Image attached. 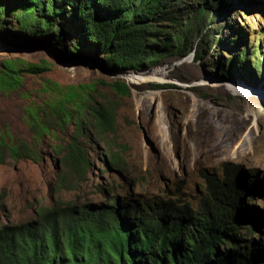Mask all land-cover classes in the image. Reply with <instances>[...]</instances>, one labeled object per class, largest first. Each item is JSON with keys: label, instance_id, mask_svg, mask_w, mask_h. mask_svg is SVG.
I'll return each mask as SVG.
<instances>
[{"label": "rangeland", "instance_id": "374dc122", "mask_svg": "<svg viewBox=\"0 0 264 264\" xmlns=\"http://www.w3.org/2000/svg\"><path fill=\"white\" fill-rule=\"evenodd\" d=\"M7 15L15 26L13 16ZM226 20L229 26H223ZM207 27L213 36L204 43L201 59L192 52L181 58L167 56L127 72L104 69L100 58L84 51L70 52L75 34L65 37L62 45L37 36L28 42L0 28V68L3 63L13 69L6 59L47 65L36 73L22 65L19 85L0 86V136L9 145L26 143L33 154L14 158L2 147L0 222H26L45 207L67 202L104 203L111 194L121 203L124 197H158L195 208L206 195L204 173L222 177L234 170V181L252 192L241 194L237 213L247 221H239L235 238L240 244L249 241L251 228L256 239H264V0H223L220 15ZM244 31L250 40L261 38L263 62L258 71L243 57L234 60L245 49ZM230 58L226 75L221 68L229 67L224 61ZM131 74L139 77L130 79ZM114 81L126 83L128 93L115 91L110 86ZM156 83L161 86L152 85ZM68 89L81 90L90 106L112 109L113 129L99 130L91 110L84 112L86 121L80 127L72 121L60 125L47 115V129L37 116L41 111L29 113ZM36 123L44 131L39 135L34 133ZM71 138L89 162L86 174L79 177L63 163ZM224 245H218L220 251Z\"/></svg>", "mask_w": 264, "mask_h": 264}, {"label": "trees", "instance_id": "16d2710c", "mask_svg": "<svg viewBox=\"0 0 264 264\" xmlns=\"http://www.w3.org/2000/svg\"><path fill=\"white\" fill-rule=\"evenodd\" d=\"M222 3L223 0H0V28L4 34L23 35L21 38L27 37L28 42L37 36L62 45L65 37L75 34L77 37H71L68 46L70 52L84 51L100 58L104 69L127 72L145 64L155 65L167 56L181 58L192 52L194 58L201 59L204 43H210L213 36L207 25L220 15ZM7 14L13 16L15 26H11ZM226 21L223 26L231 23ZM239 29L241 26L236 31ZM243 36L245 49L235 54L234 60L240 62L243 57L251 70L258 71L263 62L261 38L257 42L256 37L250 40L246 31ZM6 60L13 69L2 63L0 86L19 85L22 65L31 73L47 68L43 61L30 64ZM232 60H223L230 64L221 68L223 74L230 72ZM110 86L121 94L128 93L123 81H114ZM83 97L81 90L68 89L45 107H31L29 113L41 111L43 115L37 116L47 129V115L60 125L72 121L80 127L86 121L84 112L91 110L99 130H112L113 110L98 104L90 106ZM72 100L77 103L68 107L67 102ZM27 122L31 123L30 118ZM42 132L38 125L34 126L35 135ZM2 147L14 158L33 155L26 143L9 145L0 136V161ZM63 163L69 164L71 173L78 177L87 172L86 153L75 138L69 141ZM233 173L234 170L225 171L222 177L204 173L206 195L195 208L158 197H124L121 203L116 194H111L104 203L67 202L45 207L26 222H0V264H264V239H256L251 228L249 241L240 244L235 238V233L240 234L239 221H247L237 213L241 194L251 189L240 188L231 177ZM3 197L0 192V204ZM218 245H224V251Z\"/></svg>", "mask_w": 264, "mask_h": 264}, {"label": "bare ground", "instance_id": "6f19581e", "mask_svg": "<svg viewBox=\"0 0 264 264\" xmlns=\"http://www.w3.org/2000/svg\"><path fill=\"white\" fill-rule=\"evenodd\" d=\"M187 59H189V57H187L186 60H187ZM138 72H141V71H138ZM128 77H129L130 79H134V78H136V77H139V75H136V74L132 75V74H131V75H128ZM143 77H144V76H143ZM146 77H147V76H146ZM151 78H156V77H151ZM209 124L211 125V123H209ZM216 137H217V136H216Z\"/></svg>", "mask_w": 264, "mask_h": 264}]
</instances>
